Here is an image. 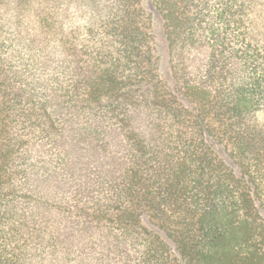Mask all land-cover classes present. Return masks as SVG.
<instances>
[{
    "label": "trees",
    "instance_id": "1",
    "mask_svg": "<svg viewBox=\"0 0 264 264\" xmlns=\"http://www.w3.org/2000/svg\"><path fill=\"white\" fill-rule=\"evenodd\" d=\"M264 0H0V264H264Z\"/></svg>",
    "mask_w": 264,
    "mask_h": 264
},
{
    "label": "rangeland",
    "instance_id": "2",
    "mask_svg": "<svg viewBox=\"0 0 264 264\" xmlns=\"http://www.w3.org/2000/svg\"><path fill=\"white\" fill-rule=\"evenodd\" d=\"M261 118L263 119V121H264V114L261 116Z\"/></svg>",
    "mask_w": 264,
    "mask_h": 264
}]
</instances>
